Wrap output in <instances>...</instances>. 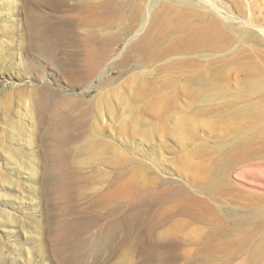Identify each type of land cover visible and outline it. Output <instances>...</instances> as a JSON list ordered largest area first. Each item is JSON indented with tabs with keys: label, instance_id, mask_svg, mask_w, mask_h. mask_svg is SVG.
<instances>
[{
	"label": "rangeland",
	"instance_id": "1",
	"mask_svg": "<svg viewBox=\"0 0 264 264\" xmlns=\"http://www.w3.org/2000/svg\"><path fill=\"white\" fill-rule=\"evenodd\" d=\"M0 264H264V0H0Z\"/></svg>",
	"mask_w": 264,
	"mask_h": 264
},
{
	"label": "bare ground",
	"instance_id": "2",
	"mask_svg": "<svg viewBox=\"0 0 264 264\" xmlns=\"http://www.w3.org/2000/svg\"><path fill=\"white\" fill-rule=\"evenodd\" d=\"M168 15V14H167ZM157 16H159V15H157ZM156 16V17H157ZM166 17V16H165ZM166 20V19H165ZM161 23V22H160ZM163 24V23H162ZM163 26V25H162ZM153 39H155V37H151V38H146L145 40V44H147V45H150V44H152V42H153ZM146 46V45H145ZM147 47V46H146Z\"/></svg>",
	"mask_w": 264,
	"mask_h": 264
}]
</instances>
